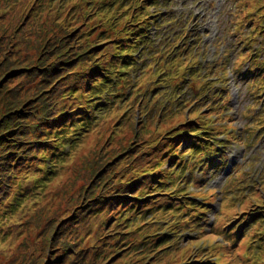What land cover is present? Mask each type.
<instances>
[{
  "label": "trees",
  "instance_id": "obj_1",
  "mask_svg": "<svg viewBox=\"0 0 264 264\" xmlns=\"http://www.w3.org/2000/svg\"><path fill=\"white\" fill-rule=\"evenodd\" d=\"M138 1L21 0L18 19L9 26H0V67L7 69L5 75L13 82L9 97L0 102L5 111L0 116L1 121L7 118L5 126L0 121V136H5L0 138V208L15 193L22 171L30 167L31 153V157L38 155L55 140V128L60 130L73 117L71 110L76 109V105L84 109L83 91L95 88L94 79L97 83L104 80L96 68L101 63L96 56L104 51L98 43L123 37L122 12ZM94 15H102V21H86ZM103 85L112 84L100 86ZM2 88L4 86L0 91ZM133 137L131 133L128 142L120 140L103 151V155L96 153L91 161L94 171L89 180L83 171L77 177L70 194L72 199L66 203L85 204L89 199L90 210L80 214L81 223L77 226L63 231L60 226L57 230L53 241L56 247L53 254L50 252L51 264H121L120 258L109 261L110 257L104 252L107 247L118 253L113 249L117 240L110 237L115 226L112 218L122 219L124 208L143 202L147 196L144 191H151L156 183L147 177L145 169L142 170L145 176L134 177V173L145 166L142 156L146 155V150L143 145L132 143ZM97 175L98 179L94 178ZM61 179L56 186H60L63 196L61 193L68 194V189L62 187ZM92 179L98 183L96 186ZM52 186L44 191L51 190V198H56ZM26 196L31 198L30 191ZM93 197L98 199L90 201ZM37 207L30 214L41 217L37 222L40 228L41 220L51 210L46 204ZM103 211L109 212L108 216H100ZM64 219L66 217L59 219L60 225ZM13 236L17 240L19 233ZM3 245L9 248L8 242H2L0 247ZM11 251L12 247L7 252L9 256L1 253L8 258L0 255V264H25L29 258L33 260L31 253L23 255L18 249L10 256ZM120 257L128 259L126 254Z\"/></svg>",
  "mask_w": 264,
  "mask_h": 264
},
{
  "label": "rangeland",
  "instance_id": "obj_2",
  "mask_svg": "<svg viewBox=\"0 0 264 264\" xmlns=\"http://www.w3.org/2000/svg\"><path fill=\"white\" fill-rule=\"evenodd\" d=\"M20 1L21 0H0V26H9V25L13 24L18 19V12H20ZM196 1L197 0H186V2H185L183 0V2H180L178 0H175L172 7L173 6H179V5H181L180 3L186 4V5H188V9H189L187 11V13L189 15H193L194 10L196 8H198V6H196L197 4H195L193 8H191V6ZM213 1L214 0H205V6L209 7L210 5H212ZM231 4H232V2L230 0L224 5V7L222 8V11L220 13H218V12L215 13V15L217 17H219V19H220V23L218 24L217 28L221 33H223V34H219L215 40L218 39L219 42L223 44V46L229 47L231 49V51H233L234 46L236 45V41L234 42V44L232 46H228L225 44V37H226V39L230 38L229 35L226 36L225 33H226V30L228 29V26H229V23L231 20V9H230ZM212 11H213V9H212ZM183 15H184V13L183 14H181V13H174L173 14V16L177 19V21ZM243 25H245V24H243ZM243 25H242V27H243ZM242 27H241V29H242ZM175 28H178V26H176L175 23H170L169 25H166L163 28V30L161 31L162 35L165 36V39L162 41L161 38H159L158 42H156V46H158L159 44H162V45L165 44V41L168 40L167 36L170 35V33L172 31H174ZM241 29H240V31H241ZM246 30L249 31L248 28H246ZM95 37H96V35L94 36V38ZM257 38H258L257 41L252 43L255 48H258L262 44V43H260V41L262 40V36H258ZM228 43L229 42H227V44ZM180 45L183 47L184 42ZM6 72H7L6 68L0 67V87L4 86V88H2V90L0 91V102L2 99L9 97V87H11V85L13 84L12 79L9 82V78H11V77L9 75H5ZM158 102L161 103L162 101L160 100ZM247 102L250 103V101H244L243 107L245 106V104ZM1 103H3V102H1ZM256 104L257 103L255 102L254 103L255 106L251 107L250 109L246 108V109H248V111L246 113H244L240 116H232L233 122L232 123L230 122V123H228V125H226V126H229L230 124H232L233 127L238 131V135L240 137H243L244 140L252 143L254 145V147H257L256 149L249 148L247 150V153H246V155H251L254 152H257L259 154L255 157L246 158V161L251 163V165H249L250 171H246L247 183H250L251 186H253L252 183H254L256 186H259L255 183V182H257L258 179H259L258 182L263 181V184H264V131L258 130L256 132V134L253 135L254 136L253 137L250 135V133L246 129V128H249L250 130H255V126L252 124V122L255 118H260L257 120V122H259V123L261 122V115L260 114L264 111V106L259 107L260 104H257V105ZM211 108L213 109V107H211ZM157 109L159 110V105H158ZM212 109H211V111H213ZM142 112L147 113L149 115L147 117L148 122L146 123V128H143V129H140V128H142L141 127L142 125L136 124L135 120H133V119L130 120L128 122V124L121 129H119L117 125H114V122H112V125L110 127H108L109 123L105 122L106 127H104V129L102 130V133H103L102 136L103 137H105L106 133H108L107 136L105 137V142L107 141L109 136H111V138H112V137L119 135L121 133H124L126 135H128L130 133H134L135 135H137L139 133V131L152 132L155 129H157L160 121L157 118V115H155V112L150 113L149 109L146 110L144 108L142 109ZM4 113H5V111L2 109V105H0V116L3 115ZM237 114H238V112L236 110L235 115H237ZM255 115H260V116L255 117ZM197 116H198V114H194L191 116V118H195ZM115 117H116V114H115ZM186 117L187 116L180 114L174 119H170L168 121H165L163 123L162 127L165 128L164 126H166L167 128H171V127L175 126L176 124L184 121L186 119ZM211 118L213 119V117H211ZM142 119L145 122L146 118L143 117ZM153 119H155V120L153 121ZM226 119H228V118H226ZM6 120H7L6 117L2 121L0 118L1 123L4 124V126L6 125ZM209 122L212 125H217V123H218V122H213L211 120ZM105 123L103 120L101 122V126H104ZM118 124H121V121H119ZM240 126H243V128L240 129ZM99 127H100V125L97 128H99ZM100 130H101V127L98 129V131H100ZM98 131H96V132H98ZM226 132H231V128H228L226 130ZM90 135L91 136L88 138L85 147L80 148V149H83V151H80L81 156L88 155V151H87L88 146H92L93 141L97 137V134H95L94 136L92 134H90ZM4 137L5 136L3 134L0 136V138H4ZM136 139L133 140L132 143H135ZM0 144H2V141H0ZM7 158L8 157H6L4 159H7ZM149 158H150V156L147 155V157H145L144 161L147 162V160H149ZM31 159L33 160V157H31ZM84 169H85V166L82 165L81 161H79L73 169H70L69 171H65L66 175H64L62 177L60 184L62 185V187L66 186V189H68V194L67 193H61V194H63V196L60 195V192H61V189L59 188L60 186L57 187L56 185H53L52 188H55L54 192L56 194V198H51L53 195V193H51V190L46 192V191H44L45 189L34 188L32 186V183L29 182V180L33 179V177H26V175L24 176V180L22 181V186L24 188H28L30 191H32L31 198L35 202H38V203H35V204H38L37 208L41 207V201H43L46 198L47 199L46 204L48 206V209L51 210V212L48 213L41 220L40 228L37 225L39 218H41L39 215H35L33 217H30V218L24 217L23 220H24V222H26L28 224V227L26 228V231H22L19 234V237L17 240L14 237H9L8 231L10 230V228L8 226H4V229L0 231L1 232V239L0 240L2 242H4L6 239H9L10 242L12 243V251L10 253V256L17 253V250L19 249V251L22 250L23 255H27V254L32 253L33 260L29 261L30 258L29 259L27 258L28 261L25 264H29L30 262H34L31 264H51L49 261L50 252H51V254H53L54 249L56 247V245L53 243V241L56 238L57 230L60 228V226H61V228H60L61 231L64 228H70L71 227L70 218L72 217L73 213L76 211L75 210L76 207L79 206L80 204H82V202H75L74 204H67L66 201H68L70 198V194L72 193L73 186L76 183L77 177L80 175L81 170H84ZM244 169H247V166ZM251 171L256 172V175H257L256 180H254V177L251 175ZM236 175L237 174L233 175L232 178L227 182L226 186L223 188V193L221 196V197H223V199H220V195L218 194V192H216L218 199H216L217 198L216 197L215 198L216 200H214V202L215 201H225L227 198H229L230 202H232V204L234 203V199L238 198V197L233 195V193L228 190V183ZM43 176H44V178H46L45 175H43ZM221 176H223V173H218L215 175V177H212L214 182L211 185H213V186L216 185L219 189H222V187L218 184ZM243 178L244 177L241 176L238 179H236L235 181H233L232 186L233 187L237 186L238 183L243 180ZM58 180H59V178H58ZM53 182L57 183V180H53L51 183H53ZM243 182H246V181H243ZM187 184L191 185V186H195V184H190V183H187ZM188 185H185L181 189H185V191L187 193H191V191H194V189H196L194 192H200L199 188L187 187ZM246 188H248V187H246ZM181 189H179V190H181ZM254 189L255 188L252 187L251 191ZM199 197L201 199L196 200V201L200 202L204 206H208L207 203L211 202L210 199L212 198V195H211V193L208 195L201 194V195H199ZM95 199H97V198L93 197V200H95ZM238 202H240L243 205L245 204V206H243V210H246V211L254 210V209H256V210H263L264 209V207H263V209H259L258 207L256 208V206L258 204L262 205V201L260 200V198H258L257 193H253L250 196L242 197L239 201L236 202V204L233 206L234 207L233 209H231L230 207L225 205L226 207L223 209V211L221 213H219L218 211L215 212L210 207L211 209L209 210L208 216H200L201 222H200V225L198 227H194V225H193V226H189L188 228H192L198 232H202L204 229L207 228L208 230H210V234L214 233V232L220 233L222 231V229L227 225V223L233 218L232 213L233 212H240V209L238 207H236ZM43 204H45V203H43ZM35 208H36L35 206H33V207L27 206V209H29V211L35 210ZM250 212H252V211H250ZM216 213H217L219 218H218L216 224L214 226H211V225H209L207 218L210 215L216 214ZM104 216H108V215L106 214ZM190 216L191 215H188V217H190ZM245 216H246V214L242 215V217H240V219L237 221V223H235L233 226L235 227L236 224H238L243 218H245ZM65 217H66V219L62 220V225H60L59 219H63ZM257 232H258L257 228L250 230L249 234L247 235V238L245 240H243V242L239 243V245H232L231 247L227 248L225 251V254H223V256H222V257L225 256L223 261L225 263L232 262L234 264H248L247 262H245V259L243 256H244V253L247 250L250 242L259 237V235H255V234H257ZM4 233H5V235H4ZM219 235L222 236L223 234H219ZM194 237L195 236H190V237H187L184 239H192ZM217 237L211 236V238H208V237L202 236L200 238V240H198L197 242H193V245L201 244L204 241H208V242L211 241L210 243H212V239H215V238L217 239ZM176 244L179 247H185L186 246L185 242H182L181 240H179ZM191 244H192V242H191ZM262 244H263V240H259L256 242L255 248L253 250L254 253H257L259 251ZM3 251H4V249L0 248V254L3 253ZM183 251H184V249H178L177 250L175 248L174 249L167 248L163 252H161V256L163 257L164 262L179 261L184 254ZM146 257H148V255H146ZM188 261H190V260H188ZM17 264H22V262H18ZM255 264H264V249L260 252V255L257 257V262Z\"/></svg>",
  "mask_w": 264,
  "mask_h": 264
}]
</instances>
